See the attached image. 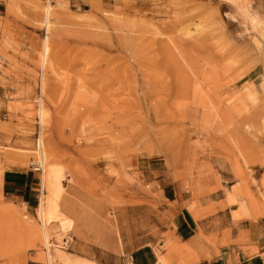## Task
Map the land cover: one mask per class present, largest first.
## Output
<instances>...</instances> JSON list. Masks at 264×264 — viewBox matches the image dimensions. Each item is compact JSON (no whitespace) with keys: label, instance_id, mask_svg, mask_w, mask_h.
I'll return each instance as SVG.
<instances>
[{"label":"rangeland","instance_id":"rangeland-1","mask_svg":"<svg viewBox=\"0 0 264 264\" xmlns=\"http://www.w3.org/2000/svg\"><path fill=\"white\" fill-rule=\"evenodd\" d=\"M243 22L222 0H0V264H45L39 139L70 256L195 264L264 220V26ZM8 169L34 172L30 198L2 195Z\"/></svg>","mask_w":264,"mask_h":264},{"label":"bare ground","instance_id":"bare-ground-1","mask_svg":"<svg viewBox=\"0 0 264 264\" xmlns=\"http://www.w3.org/2000/svg\"><path fill=\"white\" fill-rule=\"evenodd\" d=\"M222 1L228 2L236 10L241 12L244 18L243 23L246 24V22L247 23L249 22L251 29L259 30L261 29L262 26H264V20L260 19V17L255 11L249 10L248 8H251V6L248 3L244 2V0H222ZM49 13H50V5L48 4L46 5V8H45L46 25L48 23ZM254 43L257 48H260L258 40L254 39ZM46 52H47V45L46 43H44L43 53L41 56L43 63L45 61ZM38 112H39V115L42 117L43 109L41 105L39 107ZM39 141H40L39 150H38L39 155H40L39 160L41 162L40 164L44 168L42 170L43 171L42 172V180H43L42 182L47 187V191L49 193L45 197V200H43V198L41 199L40 206L37 211L38 217L41 221V228L36 229L34 228V226L32 227L31 225L30 226L26 225V231L29 233L28 235L27 234L26 235L29 237L30 240L37 241L38 243L42 244V246L45 248V254L40 256L41 260L45 264H58V262H60V264L61 263L62 264H94L93 262H90L88 260L79 259V258L70 256L66 254L63 250H60L58 248H55V247L54 249L51 248V246L53 245L52 243L53 241L51 242L50 240L51 232L53 233L55 232V238L57 240V245L62 244V242L60 241L62 239L61 235L64 230L66 231L70 227L71 220L70 218L65 217L62 214V212H60V209H59L58 198L61 193L62 179H63L61 169L58 166L47 162V156L42 146H40L41 139H39ZM231 193L232 192H230V194ZM229 199L235 200L236 198L234 199L233 195L231 194L229 195ZM5 212H6L5 208L0 206V215H2V213H5ZM238 212L241 214L246 212V207L243 203L239 205ZM52 223H57V228L59 229L60 232H58V230H55V228L50 227Z\"/></svg>","mask_w":264,"mask_h":264},{"label":"crops","instance_id":"crops-1","mask_svg":"<svg viewBox=\"0 0 264 264\" xmlns=\"http://www.w3.org/2000/svg\"><path fill=\"white\" fill-rule=\"evenodd\" d=\"M34 179V172L29 170L8 169L2 175V195L30 198L36 190ZM178 221L176 238L181 242L188 241L192 237L189 236L192 227L186 219L179 218ZM226 239L218 252L212 251L211 257H202L195 264H264V220L241 225L238 230L232 228ZM164 254L165 250L160 246L151 247L147 260L137 259L135 264H158V256Z\"/></svg>","mask_w":264,"mask_h":264},{"label":"built area","instance_id":"built-area-1","mask_svg":"<svg viewBox=\"0 0 264 264\" xmlns=\"http://www.w3.org/2000/svg\"><path fill=\"white\" fill-rule=\"evenodd\" d=\"M36 169H39V167H37Z\"/></svg>","mask_w":264,"mask_h":264}]
</instances>
